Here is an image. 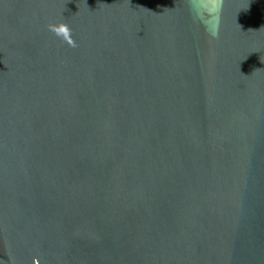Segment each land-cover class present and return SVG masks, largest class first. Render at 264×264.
Here are the masks:
<instances>
[{
  "label": "water",
  "instance_id": "1",
  "mask_svg": "<svg viewBox=\"0 0 264 264\" xmlns=\"http://www.w3.org/2000/svg\"><path fill=\"white\" fill-rule=\"evenodd\" d=\"M0 264H264V0H0Z\"/></svg>",
  "mask_w": 264,
  "mask_h": 264
},
{
  "label": "clouds",
  "instance_id": "2",
  "mask_svg": "<svg viewBox=\"0 0 264 264\" xmlns=\"http://www.w3.org/2000/svg\"><path fill=\"white\" fill-rule=\"evenodd\" d=\"M49 29H50V31H53L54 34H56L58 36H60V35L66 36L70 33V28L66 24H61L58 29H53L52 26L49 25ZM60 29H63V31H60ZM72 46L75 47L76 45L73 44Z\"/></svg>",
  "mask_w": 264,
  "mask_h": 264
},
{
  "label": "snow or ice",
  "instance_id": "3",
  "mask_svg": "<svg viewBox=\"0 0 264 264\" xmlns=\"http://www.w3.org/2000/svg\"><path fill=\"white\" fill-rule=\"evenodd\" d=\"M60 31H63V29H60Z\"/></svg>",
  "mask_w": 264,
  "mask_h": 264
}]
</instances>
